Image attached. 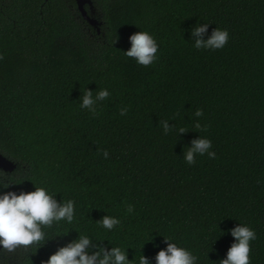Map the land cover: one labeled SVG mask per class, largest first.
I'll return each mask as SVG.
<instances>
[{
    "label": "trees",
    "instance_id": "16d2710c",
    "mask_svg": "<svg viewBox=\"0 0 264 264\" xmlns=\"http://www.w3.org/2000/svg\"><path fill=\"white\" fill-rule=\"evenodd\" d=\"M16 5L0 15V152L16 166L0 175L21 184L3 191L46 187L75 202V217L0 250V264H43L80 234L125 249L131 264H156L164 237L219 264L239 223L256 233L250 264H264V0H90L97 24L77 0ZM202 23L205 40L228 31L222 49L194 47ZM140 30L159 46L148 66L124 54ZM86 89L110 96L92 112L80 107ZM198 136L216 155L189 165ZM106 214L120 220L111 231Z\"/></svg>",
    "mask_w": 264,
    "mask_h": 264
},
{
    "label": "clouds",
    "instance_id": "9594fccd",
    "mask_svg": "<svg viewBox=\"0 0 264 264\" xmlns=\"http://www.w3.org/2000/svg\"><path fill=\"white\" fill-rule=\"evenodd\" d=\"M88 2L90 0H85L81 4L78 3L83 15L84 12L88 15L86 10ZM17 10L16 0H0V15L11 16ZM86 15H84L85 18ZM90 19L97 24L92 17ZM90 19L88 20L90 21ZM210 25V23H202L191 29V39L195 41L194 47L196 49L216 50L222 49L227 44L228 31L218 27L213 29L208 39H204ZM129 40L131 47L124 51L126 56L134 58L138 64L143 66H148L157 59L156 54L159 46L149 32L140 30L131 35ZM109 96L110 93L107 89L99 90L95 97L93 91L86 89L80 97V107L94 112L96 102L106 100ZM126 113V108L121 109V115H126ZM202 115V110L198 109L195 112L196 117ZM169 122L168 120L160 122L165 134L171 131L173 127ZM196 127H201L199 122L196 123ZM183 133L185 131L181 128L179 134ZM211 148L212 141L210 139L198 136L191 141L190 146H187V150L183 152V159L191 165L196 162L197 155L207 154L209 158H214L216 154L210 151ZM103 155L107 158L108 152L104 151ZM19 184L21 183L12 182L8 177L0 175V250L12 251L17 246L33 245L35 242L44 240L43 228L45 226H51L54 222L61 221L70 224L75 217V202L71 199L66 202L58 201L56 195H53L46 187L34 185V190L30 192L3 191ZM132 210L131 207L128 208L129 212ZM99 224L104 229L111 231L120 224V220L118 217L106 214L99 221ZM229 232L234 238V242L228 249L226 258L220 260L219 264H250L251 241L256 239L255 230L246 224L239 223ZM164 241L166 247L158 251L155 256L156 264H197L198 257L190 250L174 243L171 238L164 237ZM132 260L128 259L125 249L119 246L107 248L98 243H93L91 236L80 234L76 239L59 247L43 264H131ZM139 264H151V261L141 255Z\"/></svg>",
    "mask_w": 264,
    "mask_h": 264
},
{
    "label": "water",
    "instance_id": "95a60500",
    "mask_svg": "<svg viewBox=\"0 0 264 264\" xmlns=\"http://www.w3.org/2000/svg\"><path fill=\"white\" fill-rule=\"evenodd\" d=\"M83 1H85V0H78V3L81 4ZM84 15H86V12H84ZM86 18L90 19V17L88 15H86ZM90 21L93 24H96V23H94V21L92 19H90ZM15 166H16V164L13 161L9 160L8 158H6L4 155H2L0 153V167L1 168L5 169V170H12L15 168Z\"/></svg>",
    "mask_w": 264,
    "mask_h": 264
}]
</instances>
